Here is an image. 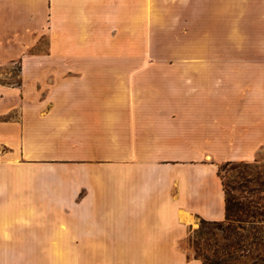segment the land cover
Instances as JSON below:
<instances>
[{
  "label": "crops",
  "instance_id": "crops-1",
  "mask_svg": "<svg viewBox=\"0 0 264 264\" xmlns=\"http://www.w3.org/2000/svg\"><path fill=\"white\" fill-rule=\"evenodd\" d=\"M262 150L264 0H0V264H203Z\"/></svg>",
  "mask_w": 264,
  "mask_h": 264
},
{
  "label": "rangeland",
  "instance_id": "rangeland-1",
  "mask_svg": "<svg viewBox=\"0 0 264 264\" xmlns=\"http://www.w3.org/2000/svg\"><path fill=\"white\" fill-rule=\"evenodd\" d=\"M174 47H136V54H174ZM230 220H199L183 247L210 264H264V150L251 161L218 164ZM81 192L76 198H79Z\"/></svg>",
  "mask_w": 264,
  "mask_h": 264
},
{
  "label": "trees",
  "instance_id": "trees-1",
  "mask_svg": "<svg viewBox=\"0 0 264 264\" xmlns=\"http://www.w3.org/2000/svg\"><path fill=\"white\" fill-rule=\"evenodd\" d=\"M226 162H229V161H226ZM224 194H225V219L226 220H230V217H229V208H230V206H229V200H228V192H227V190L225 188H224ZM201 221L204 222L206 220H201ZM194 258L200 259L198 256H194ZM201 261H202L203 264H210V263L205 262L204 260H201Z\"/></svg>",
  "mask_w": 264,
  "mask_h": 264
}]
</instances>
